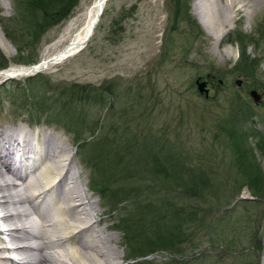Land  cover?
<instances>
[{
    "label": "rangeland",
    "instance_id": "1",
    "mask_svg": "<svg viewBox=\"0 0 264 264\" xmlns=\"http://www.w3.org/2000/svg\"><path fill=\"white\" fill-rule=\"evenodd\" d=\"M21 2L0 0V35L4 39L3 45L0 43V63L6 62L0 72L13 65L29 66L40 62L46 49L59 38L71 18L93 0H79L72 14L60 25L40 35L34 45H28L31 36L20 17ZM196 3L197 0H185L190 17L182 14L175 17L171 0H107L99 24L78 54L33 76L0 78V131L6 127L19 128L23 133L35 135L33 138L42 143L43 136H47L68 147L73 168L97 206L96 228H102L112 237L109 242L117 253V264H129L126 256L131 249L130 246L125 249L118 224L121 218L130 217V222L134 220L135 205L127 202L113 209L112 199H103L90 188L92 172L76 151L74 133L66 131L61 123L40 117L37 107L20 108L24 95L19 88L31 86L36 96L45 102L52 89L56 91L54 100H59L58 92L73 83L100 88L111 84L116 89V96L106 104L76 106V112L84 114L83 121L77 125L78 137L90 139L94 123L97 127L91 137L98 140L114 138L108 131L114 127L119 129V126L129 130V135L134 136L138 144L144 143L149 131L158 137L164 135L198 158L199 163L195 161L197 165L192 166L203 169L212 178V186L218 183L216 179H230L229 185L228 182L222 188L218 185L221 194L223 189L231 191L241 178L230 159L231 138L219 127L222 119L231 118L232 126L228 131L234 137H244H241V144L251 148L264 174V5L252 19L234 14L235 20L225 31L219 32L222 40L218 42L214 32L202 23L203 16ZM190 18L195 20L197 28L191 26ZM242 46L246 47V55L254 58L253 65H250L252 69L246 68V71L236 65ZM31 58L35 62H30ZM207 73L216 74L217 78H206ZM198 77L207 80V97L197 90L195 80ZM218 79L222 82L219 83ZM237 79L241 80L240 85L236 84ZM251 89L260 95L259 102L255 103L249 96ZM108 103L111 105L107 106ZM37 118L38 123H34ZM139 172L143 173V170ZM237 198L259 203L247 210L251 211L252 221L240 235L246 238L243 243H238L237 248L243 246L245 250L234 256V264H256L257 260L263 264L264 199L253 195L246 185ZM241 207L235 209L233 220H244L246 212L241 211ZM32 216L38 218L36 214ZM6 227L0 220V229ZM0 240V246L14 244L2 233ZM9 249L0 254L18 256ZM171 258V254L160 251L149 256L148 260L167 264ZM190 261L185 259V264Z\"/></svg>",
    "mask_w": 264,
    "mask_h": 264
},
{
    "label": "trees",
    "instance_id": "2",
    "mask_svg": "<svg viewBox=\"0 0 264 264\" xmlns=\"http://www.w3.org/2000/svg\"><path fill=\"white\" fill-rule=\"evenodd\" d=\"M21 1L20 17L31 36L28 45L36 44L40 35L65 21L79 2ZM184 1L171 0L175 17L181 14L190 17L187 14L189 7L187 4L185 7ZM190 19L191 26L197 28L195 20ZM34 60L31 58L30 62ZM253 62L254 58L246 55V47H239L236 65L246 71L252 69L250 65ZM5 66L6 62L0 63L1 68ZM19 90L24 95L20 108L26 110L37 107L40 117L61 123L66 131L74 133L76 151L92 172L90 188L93 191L98 192L103 199H112V208L127 202L135 205L134 220L130 222V217L121 218L118 224L123 233L125 249L129 246L131 249V253L128 250L126 256L129 264H155L148 258L160 251L173 257L167 264H185V259L191 260L186 264H234V256L245 250L243 246L237 248L238 243H243L246 238L240 235L251 225V211L247 212L248 208L257 205L258 201L237 197L246 185L253 195L264 199V174L251 148L241 144L242 136L234 137L228 131L232 126L230 117L222 119L219 127L231 138L230 159L241 181L236 182L238 186L231 191L223 189L221 194L219 186L222 188L225 182L229 185L228 174L225 178L227 181L221 179L220 183L216 179L218 183L212 186V178L200 167L192 166L195 161L199 163L198 158L195 159L187 148H180L164 135L158 137L149 131L144 143L138 144L134 136L129 135V130L119 126V129L110 127L112 129L108 131L114 138L98 140L91 137L97 127L92 122L90 139L78 137L77 125L83 121L84 114L82 111L76 112V106L106 104L116 96V89L111 84L100 88L92 84L73 83L58 92L59 100H54L56 91L52 89V93L46 95L45 102L36 96L31 86ZM34 123H38V118ZM141 169L143 173L139 172ZM172 193L176 195L172 196ZM239 206H243L240 209L246 212L243 221H240L241 218L232 219ZM251 238L249 236L250 242ZM256 264H260L259 260Z\"/></svg>",
    "mask_w": 264,
    "mask_h": 264
},
{
    "label": "bare ground",
    "instance_id": "3",
    "mask_svg": "<svg viewBox=\"0 0 264 264\" xmlns=\"http://www.w3.org/2000/svg\"><path fill=\"white\" fill-rule=\"evenodd\" d=\"M106 2L93 0L83 5L40 62L13 65L1 71L0 78L44 71L78 54L99 24ZM263 5L264 0L196 3L202 23L218 42L222 40L219 32L235 20L234 14L252 19ZM0 43H4L1 35ZM34 136L19 128L0 131V220L7 226L0 233L14 243L10 247L2 244L0 253L10 248L18 255L11 258L3 252L0 264H117V253L109 242L112 237L96 228L97 206L73 168L68 147L47 136L42 143ZM43 203L50 205L49 210H42Z\"/></svg>",
    "mask_w": 264,
    "mask_h": 264
},
{
    "label": "water",
    "instance_id": "4",
    "mask_svg": "<svg viewBox=\"0 0 264 264\" xmlns=\"http://www.w3.org/2000/svg\"><path fill=\"white\" fill-rule=\"evenodd\" d=\"M36 72H38V71L31 72V73L27 74L26 76L34 75ZM8 78H13V76L6 77L5 79H8ZM206 78L216 79L217 78V75L216 74L207 73L206 74ZM218 82L221 83L222 80L221 79H218ZM235 82H236L237 85H240L241 80L240 79H237ZM195 83H196V86H197V90L200 93H203L205 95V97H207L208 96V89L206 87L207 80H204V79H201L200 77H198L195 80ZM249 96L253 99V101L255 103H257V102L260 101V95L258 94V92L255 89H251L249 91Z\"/></svg>",
    "mask_w": 264,
    "mask_h": 264
}]
</instances>
